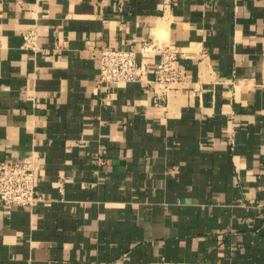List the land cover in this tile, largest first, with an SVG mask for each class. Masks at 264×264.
I'll return each instance as SVG.
<instances>
[{"label": "crops", "instance_id": "obj_1", "mask_svg": "<svg viewBox=\"0 0 264 264\" xmlns=\"http://www.w3.org/2000/svg\"><path fill=\"white\" fill-rule=\"evenodd\" d=\"M145 43L99 84L95 47ZM5 160L41 198L0 205V264H264V0H0Z\"/></svg>", "mask_w": 264, "mask_h": 264}, {"label": "built area", "instance_id": "obj_2", "mask_svg": "<svg viewBox=\"0 0 264 264\" xmlns=\"http://www.w3.org/2000/svg\"><path fill=\"white\" fill-rule=\"evenodd\" d=\"M34 31L24 34L26 46L35 47ZM145 43L141 49L135 47L116 48L101 46L93 49L100 60L99 84H122L141 80L144 74L143 64L139 61V52L148 51ZM161 58L155 68L156 78L163 91L167 93L173 84L184 80V70L178 65L177 50L166 45L160 48ZM41 171L34 160H5L0 162V205L33 206L41 198L39 185Z\"/></svg>", "mask_w": 264, "mask_h": 264}]
</instances>
